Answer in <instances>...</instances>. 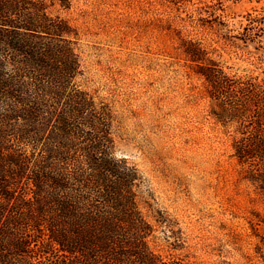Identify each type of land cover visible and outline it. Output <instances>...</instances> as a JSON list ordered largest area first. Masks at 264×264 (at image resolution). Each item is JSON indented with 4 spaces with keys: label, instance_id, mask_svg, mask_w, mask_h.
I'll use <instances>...</instances> for the list:
<instances>
[{
    "label": "trees",
    "instance_id": "16d2710c",
    "mask_svg": "<svg viewBox=\"0 0 264 264\" xmlns=\"http://www.w3.org/2000/svg\"><path fill=\"white\" fill-rule=\"evenodd\" d=\"M56 5L72 3L0 0V264H184L157 248L183 244L117 155L112 108L81 86L78 32ZM227 38L262 59L264 6ZM192 61L212 115L235 126L244 178L264 194V70L232 74L202 50Z\"/></svg>",
    "mask_w": 264,
    "mask_h": 264
},
{
    "label": "rangeland",
    "instance_id": "374dc122",
    "mask_svg": "<svg viewBox=\"0 0 264 264\" xmlns=\"http://www.w3.org/2000/svg\"><path fill=\"white\" fill-rule=\"evenodd\" d=\"M213 1L71 0L55 13L77 29L81 86L112 108L117 155L137 166L141 196L183 244L166 251L158 239L160 252L184 264H264V194L244 178L235 126L212 115L192 61L202 50L232 74L264 70V56L227 38L264 0Z\"/></svg>",
    "mask_w": 264,
    "mask_h": 264
}]
</instances>
